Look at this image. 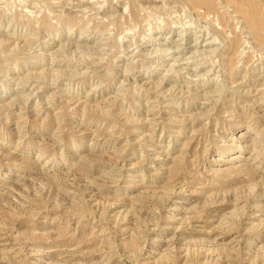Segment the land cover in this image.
<instances>
[{"label":"rangeland","instance_id":"374dc122","mask_svg":"<svg viewBox=\"0 0 264 264\" xmlns=\"http://www.w3.org/2000/svg\"><path fill=\"white\" fill-rule=\"evenodd\" d=\"M0 264H264V0H0Z\"/></svg>","mask_w":264,"mask_h":264},{"label":"bare ground","instance_id":"6f19581e","mask_svg":"<svg viewBox=\"0 0 264 264\" xmlns=\"http://www.w3.org/2000/svg\"><path fill=\"white\" fill-rule=\"evenodd\" d=\"M230 4V3H229ZM239 6V5H238ZM243 18V17H242Z\"/></svg>","mask_w":264,"mask_h":264}]
</instances>
